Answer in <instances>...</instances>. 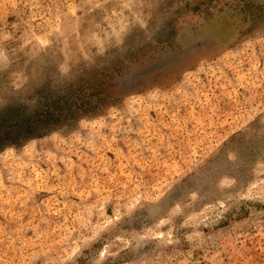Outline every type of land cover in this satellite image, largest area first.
<instances>
[{
  "label": "rangeland",
  "instance_id": "rangeland-1",
  "mask_svg": "<svg viewBox=\"0 0 264 264\" xmlns=\"http://www.w3.org/2000/svg\"><path fill=\"white\" fill-rule=\"evenodd\" d=\"M0 264H264V0H0Z\"/></svg>",
  "mask_w": 264,
  "mask_h": 264
}]
</instances>
